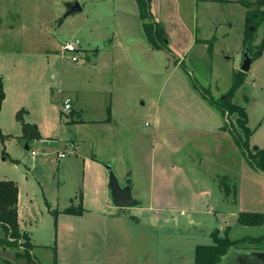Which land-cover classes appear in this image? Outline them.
<instances>
[{"label": "rangeland", "instance_id": "374dc122", "mask_svg": "<svg viewBox=\"0 0 264 264\" xmlns=\"http://www.w3.org/2000/svg\"><path fill=\"white\" fill-rule=\"evenodd\" d=\"M69 1L73 0H0V130L13 135L6 141L5 134L0 138V179L20 185L21 214L37 244L35 256L43 264H53L55 253L58 264H194L195 246L213 243L216 230L224 236L229 228L228 237L239 240L221 264H257L231 253L264 247V240L249 239L264 236V220L258 225L237 220L241 211L264 213V173L236 149L230 131L236 114L223 116L213 105L224 104L221 97L231 87L232 68L240 70L245 29H250L246 8L234 0H197L195 6L192 0H177L184 24L175 22L167 10L157 22L173 53L163 49L148 56L138 18H126V0L119 5L113 0H75L82 11L64 16ZM159 5L167 9L164 0ZM76 38L90 58L94 45L101 57H107L120 50L111 51L113 43L106 48V40L124 42L132 67H125L122 77L113 73L114 79H106L104 75L112 73L100 69V63L93 69L61 57V44ZM196 38H214L212 56L200 57L203 47L192 44ZM253 39L250 53L261 54L231 102L245 108L247 125L254 130L251 146L263 148L264 19ZM261 43L262 50L257 48ZM176 56L182 64L175 65ZM77 90L86 122L71 123L76 116L63 109V101ZM109 104L112 121H101L110 118ZM20 111L25 122L37 123L43 137L31 140L28 149L17 119ZM218 120L217 127L225 120L227 131L209 130L208 123ZM59 152L65 156L59 157ZM91 153L103 163L87 162L84 156ZM107 164L120 181L135 172L143 180L154 179V188L144 181L141 191L132 193H142L134 196L138 206L115 207L105 198L106 187L102 189L101 172H108ZM186 167L199 171L193 188L185 184L190 178ZM177 169L182 171L181 183L173 180ZM215 176L234 184L236 196H225L213 182ZM172 181L178 184L169 188ZM83 192L82 216H71L58 228L55 213L82 206ZM177 194L182 195L172 197ZM27 242L16 239L12 256L36 264L26 257L32 260V244L29 240L27 248Z\"/></svg>", "mask_w": 264, "mask_h": 264}, {"label": "trees", "instance_id": "16d2710c", "mask_svg": "<svg viewBox=\"0 0 264 264\" xmlns=\"http://www.w3.org/2000/svg\"><path fill=\"white\" fill-rule=\"evenodd\" d=\"M138 6V14L142 23V27L146 38L150 45L153 48H163L168 49L166 35L164 33L163 28L154 21L151 11H150V3L151 0H135ZM203 1H216V0H203ZM223 1V0H220ZM240 3L242 6L246 8L245 13V24L246 26L254 27V30L245 29V35L243 39V51L247 46L249 49V53L252 50L253 43V35L264 19V0H234ZM165 40V41H164ZM199 42H205L208 44V52L212 53V46L214 42V38L209 40H201L197 38ZM264 43V41H263ZM263 43L259 45L257 48H263ZM253 56V60L260 55L258 52L254 54L250 53ZM246 74L241 70H235L232 72V84L230 89L227 91L228 98L224 101V104L212 103L219 110H222L223 115H231L236 114V125H231L230 131L232 132L233 139L236 145L240 148L242 153L245 155L249 165L264 173V147H253L250 144V137L253 134L252 129H250L247 125L248 118L243 105H237L231 102L232 95L234 91L243 83ZM4 98L3 91V82L0 77V107L1 102ZM212 101V99H210ZM108 114H110L108 108ZM17 119L21 121L22 124V135L21 137L28 143L31 140H39L41 138L38 127L35 123L25 122L21 116V111L17 114ZM0 138L4 139L5 135L2 134L0 130ZM96 160H99L96 158ZM218 183L222 188V191L225 192L226 195H230L231 193L236 196L237 187L234 184H229L226 181V178L220 177L218 179ZM82 197V195L80 196ZM18 186L16 182L10 179H0V224L3 226L6 235L4 237H0V244H9L11 246L15 245L16 239L20 237H24L27 242V248H29V235L27 232H22L18 223ZM65 213H77L81 214L83 212V207L80 205L75 211H72L71 207H67L64 210ZM58 214V213H57ZM55 213V215L57 216ZM237 220L239 223L243 225H258L261 224L264 220V213L260 212H251V211H241L238 214ZM229 232V228L225 230L226 235L221 236L219 232L216 231L213 243L211 244H198L194 248V264H220L222 258L228 253L231 246L236 244L238 240L230 239L227 235ZM247 238V237H245ZM252 241H260L264 240V236L261 237H250ZM26 257L30 260L29 254ZM53 264H58V257L55 253Z\"/></svg>", "mask_w": 264, "mask_h": 264}, {"label": "crops", "instance_id": "0c3cea01", "mask_svg": "<svg viewBox=\"0 0 264 264\" xmlns=\"http://www.w3.org/2000/svg\"><path fill=\"white\" fill-rule=\"evenodd\" d=\"M114 1V3H116V4H120V0H113ZM159 1L160 0H151V3H150V11H151V14H152V17H153V19H154V21H156V22H159L160 20H161V16H162V13H164L165 11L164 10H167L166 12H173V18H174V21L175 22H179V23H183V21L182 20H184V18H182V17H180L179 16V14H178V12H177V9H176V4H177V0H164V4H165V7L167 8V9H164V7H161L160 5H159ZM183 1V0H182ZM196 1L197 0H192V6H195L196 5ZM203 3L204 4H211L212 2H210V1H203ZM168 4H170V5H168ZM163 8V9H161V8ZM171 11H170V10ZM165 12V13H166ZM129 14H135V16H136V18H138V20H139V22H140V24H139V28H140V30H141V33L143 34L142 35V37H143V40H144V42H145V44L147 45V47H146V49H145V52L146 51H149V52H151V53H149V54H147L148 56L149 55H151L152 53L154 54V52L155 51H161V50H163V48H160V49H157V48H153L151 45H150V43L148 42V40H147V38H146V35H145V33H144V30H143V27H142V23H141V20H140V18H139V14H138V6H137V4H136V1L135 0H126V18L128 17V15ZM176 15V16H175ZM159 20V21H158ZM167 20H169V19H167ZM184 24V23H183ZM197 31V28L195 29V32ZM201 39V38H200ZM201 40H203V41H205V40H209V39H201ZM215 42V41H214ZM111 43H113L112 44V48L110 49L111 51H114L115 50V48H117V49H119L120 51L118 52V53H116V54H113V53H111L109 56H107V57H101L100 56V54H101V52H99L98 51V48L97 47H95V45L92 47V48H89L90 50V56H91V58L90 57H88V55H86L85 56V54H84V52L86 53V48H84L83 47V52H82V54H84L83 56H82V58L77 62V63H81V64H87V65H89V66H91V68H97V66H99V64L98 63H100V69H103L104 68V70L106 71V73H112V75H107L108 77H106L104 74V77L107 79V78H109V77H111L112 79H114L115 78V74H113V73H116V76H118V77H122V75H123V73H124V71H123V69L126 67V68H131L132 66H131V63H132V60H131V58L129 59V58H127V56H126V44L123 42L122 44L119 42V41H115V40H113L112 38H109L108 39V41L106 40V42L104 43V45H105V47L106 48H108L110 45H111ZM194 43V46L196 47H203V48H201L200 49V51H199V55H200V57L203 55V53H204V56H207V54H208V57L209 56H212V53H213V46H212V53L211 54H209V52H208V44L207 43H205V42H199V41H197V38L192 42V44ZM167 44H168V42H167ZM168 47V46H167ZM143 48H144V46H143ZM167 51H168V53L169 54H171V52H172V50L168 47V49H167ZM171 51V52H170ZM173 53V52H172ZM261 54V53H260ZM230 57V56H229ZM150 58V60H151V57H149ZM176 58V60H175V65H179V64H182V62H183V60L180 58V57H175ZM231 58V57H230ZM123 62H126V63H124L123 65H122V63ZM79 66H86V65H79ZM175 67V66H174ZM234 67H235V65H234ZM233 70H234V68H232ZM110 83H112V81H110ZM75 96V97H74ZM67 98H69L70 100H71V111H72V115H74V116H76V118H71V120H70V122L72 123V122H80V123H82V122H86L85 121V119L82 117V114H83V111H84V106H83V103H82V100H81V94H79V90H77V92L75 93V94H73L72 96H69V97H67ZM66 99V98H65ZM112 99V98H111ZM73 104H75V108L73 107ZM109 108V111L111 112V108H110V104L108 105V107H107V109ZM24 112H25V110H24ZM23 112V113H24ZM25 113H28V111L26 110V112ZM227 115V114H226ZM226 115H223V116H226ZM108 116V115H107ZM106 116V118H104V119H102L101 121H104V122H111L112 121V119H111V114H110V118H108ZM227 117V116H226ZM25 121V120H24ZM226 121H227V118H226ZM28 122V121H27ZM29 123H35L36 125H37V123L36 122H29ZM213 123V122H212ZM215 123H220V121L218 120L217 122H215L214 121V123L213 124H211V123H208V125H211V126H209L210 127V129L209 130H213V128H211V127H214V128H216L218 131H222V132H224V131H227V128H226V122H225V120H224V126L223 127H217V124H215ZM216 126H215V125ZM214 125V126H213ZM37 127H38V125H37ZM38 130H39V127H38ZM213 132V131H212ZM39 133H40V130H39ZM6 135V138H5V141L6 140H9V139H11V138H13V135L12 134H7V133H3V135ZM8 135H10L9 137H8ZM40 136H41V138L43 139V137H42V135H41V133H40ZM8 137V138H7ZM39 141V140H38ZM38 141H35V142H38ZM72 140H70V142H71ZM236 144V143H235ZM30 145H31V143H30ZM30 145H28V146H30ZM236 146V149H237V145H235ZM37 154V153H36ZM84 158H86L87 159V162H90V163H92L93 161L95 162V160H96V158H98V156H96V155H94L93 153H91L88 157L86 156H84ZM95 159V160H94ZM99 159V158H98ZM91 160V161H90ZM97 161H99L100 162V164H102L103 162L101 161V159H99V160H97ZM104 168V167H103ZM187 169V171L189 172V174H190V178L189 179H185V184L187 185V186H189V187H191V188H193L194 187V184H195V182H197V183H199L198 182V179H199V177L198 176H196V174H198L199 173V171L198 170H195V169H188V167H186ZM105 169V168H104ZM105 172H106V174L104 173V171H102L101 172V175H102V180H103V184L105 183V186L103 185V187H102V189L103 188H105V191H104V194H105V198H109L110 199V194H109V189H108V184H107V182H108V172L106 171V169H105ZM163 176H164V174L163 173H165V171H163V172H160ZM179 173H181L182 174V171L180 170V169H177L176 170V176H174L173 177V180H177V182L178 183H181L182 182V180H183V177H179L178 176V174ZM133 175H136V177L134 178V176ZM133 175H128V176H130L131 177V182H132V193H133V191H135V190H138V191H141V188L143 187V185H144V181L145 182H150V186L151 187H153V181H154V179H148V180H143V178L141 177V176H138L135 172L133 173ZM194 176V177H193ZM218 177V176H217ZM216 176L213 178V182L219 187V189H221L222 190V188L220 187V185H219V183H218V179L219 178H217ZM134 179L136 180V182H134ZM10 180H12V179H10ZM14 182H16L15 180H13ZM178 183H173V181L170 183V185L168 186L169 188H171L172 187V185H174V184H178ZM16 184H17V186H18V203H17V207H18V223H19V227H20V229L21 230H23V231H26L27 232V234L29 235V238H30V243L32 244V249L30 250V253H31V256H32V263H35L36 262V264H43L42 263V261H40V259L38 258V257H36L35 256V254H34V249H35V247L37 246V244L36 243H34L33 241H32V235L30 236V234H31V230L29 231V224H27V222H26V219L27 218H25V215L23 216L22 214H21V207H22V204H21V196H20V185H19V183L18 182H16ZM208 183H206L203 187H205L206 185H207ZM154 188V187H153ZM161 188H165L164 186H162ZM203 189H205V188H203ZM206 190H209L208 188H206ZM206 190H203L202 192H206ZM133 195V194H132ZM180 195H182V194H177V195H174V196H172V197H181ZM135 195H133V197H134ZM141 197L142 196V193H139L138 195H136L135 197ZM225 196H228V195H226L225 194ZM69 200L71 201L72 200V198H69ZM85 200H86V196H85V194H84V192H83V194H82V197H81V203H82V207H83V211H84V209H85V204H86V202H85ZM111 200V199H110ZM193 200H195V198H193L192 199V201L191 202H189V203H191V204H193ZM48 204H49V211L51 210V202H48ZM66 207H64L63 209H59L58 210V214H57V227L58 228H60L61 226H62V224H65L66 223V221L72 216V217H81L82 216V213L81 214H66V213H63L62 211L65 209ZM180 214H183V210L180 212ZM190 221H192V218H190ZM223 227V229H225V227H228L227 225H224V226H222ZM216 231H218L219 232V229L218 230H216ZM216 231H215V233H216ZM57 232V231H56ZM6 235V232H5V230H4V228H3V226L0 224V237L2 238V237H4ZM211 244V243H210ZM79 245H81L82 246V244L81 243H79ZM14 246V245H13ZM13 246H11V245H9V244H0V264H29V263H27V261L26 260H23V259H21V258H19V259H17L15 256H12V252H11V248L13 247ZM263 249H260V248H252V249H249V250H244V249H242V250H237V251H232V253H231V255L233 254V252H239V253H236V257H237V259L238 260H241V261H244V258H243V256L245 257V259H247V261L248 262H256L257 264H264V260H261V259H259L258 257H256L255 255H254V253L255 252H264V247H262ZM229 253V252H228ZM231 255H229V257H231ZM236 258H235V256H234V260H235ZM224 261H226V260H224ZM222 262V261H221ZM221 262H220V264H221ZM245 264V263H244ZM249 264V263H248Z\"/></svg>", "mask_w": 264, "mask_h": 264}, {"label": "water", "instance_id": "95a60500", "mask_svg": "<svg viewBox=\"0 0 264 264\" xmlns=\"http://www.w3.org/2000/svg\"><path fill=\"white\" fill-rule=\"evenodd\" d=\"M80 11H82V7L78 1H69L66 3V13L64 16L75 14ZM250 29L254 30V27H250ZM258 53L260 54L261 51H258ZM252 61L253 57L250 55L249 49L246 46L243 52L240 70L243 72H248L250 70ZM221 98L227 99L228 95H223ZM28 147V143L25 141V148L28 149ZM105 167L107 168L109 175L108 189L112 204L115 207L138 206L139 202L132 195V182L130 176H127L123 181H120L110 164H107ZM254 255L259 259L264 260V252H255Z\"/></svg>", "mask_w": 264, "mask_h": 264}, {"label": "built area", "instance_id": "2783aa9c", "mask_svg": "<svg viewBox=\"0 0 264 264\" xmlns=\"http://www.w3.org/2000/svg\"><path fill=\"white\" fill-rule=\"evenodd\" d=\"M60 56L69 59L72 62H78L81 59L83 47L81 45V41L76 38L72 40H68L65 43L61 44L60 48ZM63 109L70 111L71 110V100L66 98L63 101ZM35 150H31V154L36 155ZM59 157H64L65 154L63 152H59L57 154Z\"/></svg>", "mask_w": 264, "mask_h": 264}]
</instances>
